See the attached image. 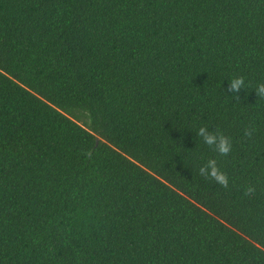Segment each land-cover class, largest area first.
Returning <instances> with one entry per match:
<instances>
[{
  "label": "trees",
  "instance_id": "1",
  "mask_svg": "<svg viewBox=\"0 0 264 264\" xmlns=\"http://www.w3.org/2000/svg\"><path fill=\"white\" fill-rule=\"evenodd\" d=\"M260 83L264 0H0V264H264Z\"/></svg>",
  "mask_w": 264,
  "mask_h": 264
},
{
  "label": "clouds",
  "instance_id": "2",
  "mask_svg": "<svg viewBox=\"0 0 264 264\" xmlns=\"http://www.w3.org/2000/svg\"><path fill=\"white\" fill-rule=\"evenodd\" d=\"M245 89V81L242 76H237L229 80L228 91L232 93H239ZM256 94L260 99H264V83H260L255 88ZM238 98V96H236ZM255 129L246 128L244 131L245 137L251 139ZM197 137L201 138L205 144L213 148L221 156H227L231 152V141L224 134L218 131H210L207 127H200L196 131ZM91 155V153H85ZM199 175L205 179H211L222 188H227L229 185V178L226 173L221 171L217 165L216 159H209L203 166L199 168ZM255 193V187L249 185L245 189V195L251 196Z\"/></svg>",
  "mask_w": 264,
  "mask_h": 264
}]
</instances>
